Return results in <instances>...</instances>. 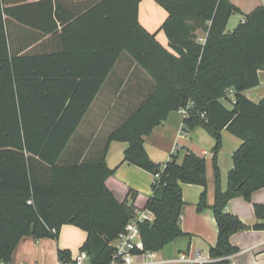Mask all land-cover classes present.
I'll use <instances>...</instances> for the list:
<instances>
[{"label":"trees","instance_id":"16d2710c","mask_svg":"<svg viewBox=\"0 0 264 264\" xmlns=\"http://www.w3.org/2000/svg\"><path fill=\"white\" fill-rule=\"evenodd\" d=\"M140 1L0 0V261H12L23 237L57 239L64 224H73L87 233L81 250L90 263L110 264L113 243L137 209L120 202L106 185L115 172L105 160L111 141L128 143L123 162L159 174L146 206L155 220L139 225L134 253L160 251L183 237L181 183L206 188V159L187 150L181 162L173 154L156 163L144 141L171 112L192 102L185 126H201L216 141L211 208L218 238L210 249L213 261L204 264H235L229 256L239 248L231 236L250 226L226 207L237 196L250 201L264 187V99L257 103L245 94L260 84L264 70V5L227 32L232 14L240 12L230 0H155L168 13L161 29L170 51L140 25ZM201 27L204 42L197 33ZM74 32L81 36L73 44ZM123 52L152 77L153 90L111 132L98 161L63 163ZM77 53H92L99 71H74L70 58ZM223 129L243 141L233 154L227 190L218 165ZM206 207L204 191L198 209ZM254 211L264 219V204H255ZM251 228L264 230V223ZM68 256V250H59L61 262L71 261Z\"/></svg>","mask_w":264,"mask_h":264},{"label":"crops","instance_id":"0c3cea01","mask_svg":"<svg viewBox=\"0 0 264 264\" xmlns=\"http://www.w3.org/2000/svg\"><path fill=\"white\" fill-rule=\"evenodd\" d=\"M230 1L243 14L239 22L255 8L264 5V0ZM167 16V11L155 0H141L138 5L140 25L154 33L156 40L172 51L168 37L161 29ZM197 33L200 37L206 35L201 28ZM79 35L81 36L74 32L70 36L71 42L79 40ZM93 57L92 53L71 55L73 70L77 73L99 71L97 66L92 65ZM259 77L260 84L245 91L257 103L264 99V70H260ZM154 86L152 77L127 52H123L70 140L62 158L63 163L98 161L111 132L140 105ZM261 87L263 89L259 90ZM225 103L232 107L229 102ZM221 134L222 147L218 154V165L222 188L227 190L228 175L234 166L233 154L243 141L227 129H223ZM215 143V139L203 127L189 129L184 126L183 116L178 111L171 112L165 121L145 137V149L156 163H166L173 154H178L181 162L187 150L205 157L208 185L205 188L197 184L181 183L184 205L180 225L185 235L171 241L160 251L134 254L133 264H195L191 259L198 254L206 258V262L213 260L210 249L218 238V226L211 208L215 200L212 161ZM127 147L128 143L123 141H111L108 145L105 160L115 172L108 177L106 185L120 202L145 209L149 198L154 194L156 176L139 166L123 162ZM204 191L207 192L208 207L200 210L198 204ZM131 192L137 193L135 199ZM255 204H264V187L254 191L250 201L237 196L226 207L229 213L237 215L250 226L231 236L232 244L239 248L237 253L229 256L235 264H264V230L251 228L256 223H264V219L255 214ZM86 238V231L73 224H64L57 239L25 236L14 251L10 264H60L59 250H68V258L72 260L81 250ZM183 256L186 259L180 260Z\"/></svg>","mask_w":264,"mask_h":264},{"label":"built area","instance_id":"2783aa9c","mask_svg":"<svg viewBox=\"0 0 264 264\" xmlns=\"http://www.w3.org/2000/svg\"><path fill=\"white\" fill-rule=\"evenodd\" d=\"M199 41L204 42L205 36L199 37ZM193 105L192 102L188 104L187 107L179 109V113L183 118L187 117L189 114V107ZM185 126V124H184ZM180 136V134H179ZM184 136V134H182ZM156 180L159 178V174L155 175ZM155 220V214L150 209H136L134 216L125 226L124 230L118 235L117 239L114 241V253L112 261L110 264H133V257L135 250L140 246V228L139 225L144 222H153ZM149 253V252H148ZM183 256L180 260H185ZM195 264L207 263L206 258L198 254L196 258L191 259ZM213 261V260H212ZM211 262V261H210ZM0 264H10L4 261H0ZM60 264H91L89 254L86 250H81L79 253L68 262H61Z\"/></svg>","mask_w":264,"mask_h":264},{"label":"rangeland","instance_id":"374dc122","mask_svg":"<svg viewBox=\"0 0 264 264\" xmlns=\"http://www.w3.org/2000/svg\"><path fill=\"white\" fill-rule=\"evenodd\" d=\"M243 17V14L239 11L235 12L234 14H232L229 22H228V30L227 31H232L236 26L237 23H239V20ZM201 31H203L202 27H201ZM263 88H259V90H262Z\"/></svg>","mask_w":264,"mask_h":264}]
</instances>
